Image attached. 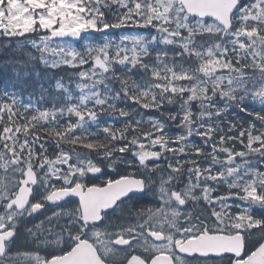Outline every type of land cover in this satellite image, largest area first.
Returning <instances> with one entry per match:
<instances>
[{
	"label": "snow or ice",
	"instance_id": "obj_1",
	"mask_svg": "<svg viewBox=\"0 0 264 264\" xmlns=\"http://www.w3.org/2000/svg\"><path fill=\"white\" fill-rule=\"evenodd\" d=\"M125 27L152 29L151 43L164 47L153 55L143 34L122 35L119 43L107 37L103 43L85 40L83 51L64 40ZM14 41L15 47L30 46L38 54L13 68L18 79L22 68L30 75L27 68L37 61L53 71L81 69L72 73L80 94L71 103L72 93L57 80L56 89H63L69 103L59 109L32 108L31 114V106L14 93L0 95V264H83L85 246L95 253L93 264H105L102 250H124L126 264H191L185 256L197 264H264V216L251 211L264 208V171L248 159L264 157V0H0V47L12 48ZM169 47L172 65L160 60ZM177 58L191 64L177 66ZM133 69L159 90L150 103L134 90L140 82L127 75ZM110 79L120 83L115 95ZM120 95L161 114L163 107L176 106L166 116L179 118L177 126L185 131L168 135L165 123L155 118L151 132L138 133L140 122L127 119L120 127L102 126L99 117L117 107L109 99ZM232 108L251 119H222ZM119 115L128 114L121 108ZM66 117L75 119L61 124ZM89 124L97 131H88ZM193 136L211 151L192 142ZM62 145H71V151ZM165 156L166 173L160 162ZM194 156L210 164L202 167ZM237 157L243 163H236ZM185 172L187 182L177 189ZM221 183L227 192L213 197V185ZM146 194L159 203L135 212V223L111 225L109 210L131 214L133 202ZM230 199L246 206L237 204L233 211ZM201 200L210 214L196 212ZM190 201L193 209L182 211ZM46 206L49 227L44 221L28 227V218ZM21 235L37 244L36 250L13 249ZM141 241L146 255L135 250Z\"/></svg>",
	"mask_w": 264,
	"mask_h": 264
},
{
	"label": "trees",
	"instance_id": "obj_2",
	"mask_svg": "<svg viewBox=\"0 0 264 264\" xmlns=\"http://www.w3.org/2000/svg\"><path fill=\"white\" fill-rule=\"evenodd\" d=\"M242 2H245V0H242ZM116 6L113 5V8H115ZM109 18H111L109 16ZM98 37L96 38H92L91 42L92 43H101L98 42ZM200 37H197V40H200ZM100 41V40H99ZM15 41L13 42V44L15 45ZM152 47L147 46L148 48H150L152 50V54L154 55L158 49H161V47H153L154 45L151 44ZM77 48L81 51L84 50L83 48V44H79L77 45ZM168 49L173 50L171 47H169ZM167 49V51H168ZM174 52V50H173ZM30 55H38L37 53L33 52L30 48V46H24V47H15L11 50L10 52V56L4 57V56H0V95H3L5 92H10V93H14L17 97V99L19 100V102L21 104H28L31 106L30 108V114H31V109L32 108H38L40 110H46V109H51L53 107H55L56 109H59V106L61 104V101L63 103V105H66L67 103H69L68 101H66L64 99V92L63 89L57 90L56 89V82L57 80H59L61 82L62 85H64L65 87H74V84L72 83V79L76 78L75 76L72 75V73H75L81 69H73V68H68V67H62L56 70H51V69H47L45 67H42L41 64L37 61L34 64H29L27 71L29 73H31L30 75L25 76L24 75V70L23 68L21 69V75L20 78L18 79L14 72H13V68L15 67H19L20 65L18 64V62H23L25 60L28 59V57ZM147 55V54H145ZM165 53L161 52L160 53V60L164 61ZM148 59L151 60L152 56H148ZM177 66H179L180 63H183L185 65H190L191 61L188 60L187 58H185L183 61H180V58H177ZM87 67H89L90 65H85ZM162 67V66H161ZM117 70L119 71V66H116ZM161 70V68H160ZM246 71H251L246 69ZM128 76L133 77L135 80L140 82V87L134 89L137 93V95L139 96V99L144 102V103H150L151 99H152V95L153 93H159V90L156 89L152 83L150 81H148L145 78L142 79V76H145V74L141 73L140 71H138L137 69H133L132 72L127 73ZM78 79V78H77ZM108 83L111 84V89L110 92L112 93V95H115L116 90H118L120 87L118 86L120 83L116 82L115 80L110 79L108 81ZM99 88L103 89V85H99ZM77 90L74 89V91H72L71 93L76 92ZM146 93V95H144ZM79 92L77 91L73 97V101H71V103H76L77 100L75 99L76 97L79 96ZM60 103V104H59ZM109 104H116V110L115 111H110L108 109L105 110L104 115H101L99 117V123L103 126L106 124H113L116 127H120L121 124L124 123V121L130 120V121H139V127L137 129V132H151L153 129L151 127V123H143L139 120V117L142 116L143 118H145L148 115V112H153L156 113L157 111L154 109H145L144 107L141 106L140 103H136L134 104L131 99H126L123 95L119 96L118 100H113V99H109L108 101ZM249 108L253 107V104H246ZM176 106H165L162 108V110L164 111H168V110H172L174 109ZM123 108L126 110L127 112V116L126 117H121L119 115V111L120 109ZM256 108L258 110L259 106L256 105ZM174 112L177 111V107L173 110ZM193 111H196V107L195 105H193ZM158 117L160 118V121L164 122L166 127L164 129L165 133H167L168 135L171 136H175L177 134H180L182 132L185 131V129H182L181 127L177 126L178 123V119L176 121H170V119L167 118V116L165 114H160L158 115ZM71 119L74 121V117H66L64 119L60 120L61 124H66L68 122V120ZM225 119L226 121H248L251 119V117H247L246 114L244 112H239L238 109L232 108L229 110L227 117L222 118ZM208 123V121H196V124H206ZM213 123H215V121H213ZM196 124H194L193 127V131L195 130V126ZM225 130L227 129V123H225L224 125ZM187 127V126H186ZM257 127H259V123L257 122ZM88 131L90 132H95L97 131L96 127L94 125H87ZM43 134V133H41ZM229 135H231V133H229ZM219 134H216V139L218 140ZM100 138H103V134L100 135ZM47 139V138H46ZM190 140L194 143H197L203 147H205V152H210L211 151V147L210 146H205L203 145V141L201 140L200 137L198 136H193L190 137ZM47 146V145H46ZM48 146H52L50 143H48ZM174 146V145H173ZM175 147V146H174ZM237 148L240 149L239 144H237ZM78 151H83L86 152V150L81 149V148H77ZM170 155V154H168ZM92 156L94 159H96L95 153H92ZM221 158L224 157V154L221 153L220 154ZM129 157H130V153H129ZM182 159L184 157H181ZM194 159L197 160V162L204 167L205 164L210 163V159H206L204 156H200V157H193ZM167 159L168 157L165 156L164 159H162L160 162L162 164L167 165ZM248 159H250L252 161V165L254 166H259L263 171H264V157H260V156H252V157H248ZM151 163V162H149ZM236 163H243V161L241 160V158L237 157L236 158ZM185 167H187V165H185ZM187 175V173H184V176L182 178H184ZM261 215L260 216H264V211L260 212Z\"/></svg>",
	"mask_w": 264,
	"mask_h": 264
},
{
	"label": "flooded vegetation",
	"instance_id": "obj_3",
	"mask_svg": "<svg viewBox=\"0 0 264 264\" xmlns=\"http://www.w3.org/2000/svg\"><path fill=\"white\" fill-rule=\"evenodd\" d=\"M69 151H71V150H69ZM37 152H39V149H37ZM54 153H55V150L54 151L49 150V155H53ZM104 171L110 172V170L107 169L106 167L104 168ZM163 171L166 173L167 167H164ZM209 183H211V182H209ZM184 184H185L184 182H181L179 184H176L175 187L177 189H179V188H182L184 186ZM213 187L217 188V192L213 193V197H215L216 195L223 194V193L227 192V188L223 183H221L219 185L214 184ZM196 191H197V195H199L200 190L197 189ZM239 202L241 203L240 205L242 207L245 206L243 204L244 203L243 201H239L236 199H230L229 200V203L233 205V209H232L233 211H237L236 205ZM133 203H134L135 208L132 210L131 214L128 211H125L122 214L120 212H117L115 215H112L111 210H109V214L111 216V225L113 227H119V226L126 224V223H135L136 217H135L134 213L139 211L140 208H142V207L143 208L153 207L154 205H156L158 203V200L154 199L152 195L146 194L144 196V198L139 201L138 204L135 201ZM192 209H193V203L190 201L187 205L183 206L182 211L187 212V211H190ZM195 210L198 214H205V213L210 214L211 208L209 207V205L205 204L203 200H201L199 203V206ZM252 210H253V208L251 209V211ZM2 211H3V209H0V212H2ZM50 214H51V210L46 206L44 209L40 210V212L34 214L33 217L28 218V220L26 222L27 226L31 228L35 224H38L41 221H44V227L48 228L49 225L47 224L45 217L47 215H50ZM252 214L254 216H257V217H260V215H261L260 212H256V213L253 212ZM178 219H180L181 223L183 222L182 218H178ZM106 223H107V221H106ZM21 232H23V225H21ZM11 247L13 249L20 248L21 250H33L34 251L37 248V244L33 243L31 240L25 242L23 235H21L17 239L16 243L14 245H12ZM40 247H41L40 255H45V251L43 249V246H40ZM145 247L146 246L143 244L142 241L140 243L135 244V250L139 255H146ZM127 251L131 252V249H129ZM101 255L104 256L105 264H126V261L124 259L126 252L124 250H117L111 254H105L102 250ZM227 255H230V254H227ZM82 256H83V264H93V262L95 261V253L92 252L91 248L88 246H85L82 249ZM185 259L188 261H191V264H197L196 260L193 257L185 256ZM209 264H211V261L209 262Z\"/></svg>",
	"mask_w": 264,
	"mask_h": 264
},
{
	"label": "rangeland",
	"instance_id": "obj_4",
	"mask_svg": "<svg viewBox=\"0 0 264 264\" xmlns=\"http://www.w3.org/2000/svg\"><path fill=\"white\" fill-rule=\"evenodd\" d=\"M125 34H127V35H135V34H141V33H136L135 31H134V29H132V30H127V31H123L120 35H118V37H116V39L115 40H113V41H115L116 43H119L120 42V38H121V36L122 35H125ZM144 40H145V38H144ZM105 41V37H104V39H103V42ZM73 45V44H72ZM73 47H74V45H73ZM7 51V48H2V47H0V55H4L5 54V52ZM76 82V81H75ZM162 83H169L168 81H163ZM246 102H252L251 100H248V101H246ZM174 146H176V145H174ZM210 163H207V164H205V166L204 167H206V166H208ZM219 169V166H215V168H214V171H216V170H218ZM260 171H263L261 168H260ZM12 170L11 169H9V172H8V176H9V179H10V181H11V176H12ZM3 175H4V173L2 172V170H0V177H3ZM11 186V185H10Z\"/></svg>",
	"mask_w": 264,
	"mask_h": 264
},
{
	"label": "water",
	"instance_id": "obj_5",
	"mask_svg": "<svg viewBox=\"0 0 264 264\" xmlns=\"http://www.w3.org/2000/svg\"><path fill=\"white\" fill-rule=\"evenodd\" d=\"M217 2H218V3H223V0H217ZM224 15L226 16V12L224 13ZM109 31H111V30H107V32H109ZM84 35H85V33H82V34H81L82 37H83ZM56 39H59V38H56ZM64 39H71V40H74V41H79V40H81L82 38L72 39V38L66 37V38H64ZM25 195H26V193H25Z\"/></svg>",
	"mask_w": 264,
	"mask_h": 264
}]
</instances>
